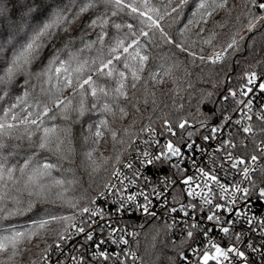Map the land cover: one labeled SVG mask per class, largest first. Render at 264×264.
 <instances>
[{
    "label": "snow or ice",
    "instance_id": "snow-or-ice-1",
    "mask_svg": "<svg viewBox=\"0 0 264 264\" xmlns=\"http://www.w3.org/2000/svg\"><path fill=\"white\" fill-rule=\"evenodd\" d=\"M174 2L168 0L161 6L157 0H0V254L8 253L0 264H15V258L28 250L21 245L33 239L44 247L32 264H51L57 253L55 264H64L63 246L81 235L83 242L78 247L71 244L80 255L71 256L68 264H136L140 257L132 244L138 243L139 233L109 224V236L96 240L99 219L134 216L137 211L155 219L156 202L166 204L177 185L181 187L178 197L191 200L181 203L179 210L172 206L171 213L190 215L188 208L207 206L206 219L216 222L213 232L220 224L228 235L230 229L223 225L233 226L226 245L217 242L209 229H202L198 235L208 237L207 246L202 250L187 246L197 257L195 264H235L236 257L244 264H256L254 258H248L251 253L246 256L237 246L243 232L234 229L242 220L254 225L264 241V213H254L250 207L253 196L257 202L264 200V175L256 176L257 169L264 174V167L257 164L264 161V127L257 130L249 123L255 119L264 124V104L253 111L255 100L260 99L257 90L264 96V74L244 72L237 85L229 81L223 91L216 89V100H212L214 92H198L195 82L204 77L206 66L226 63L245 38H237L235 32L227 41L213 44L214 32L201 35L210 17L220 10L231 12L228 0H178L173 6ZM190 3L187 23L176 35L166 31L173 14ZM244 11L250 33L264 27V0H244ZM194 28L199 29L196 40L188 35ZM204 45L212 46L210 55L205 54ZM153 49L161 51L159 59L150 64ZM181 67L182 79H174L173 69ZM260 67L264 70V61ZM166 77L176 85L168 93L171 104L161 106L153 99V113L159 115L150 116L139 132L131 131L132 124L114 127L117 119L129 115V104L139 111L133 91L138 84L142 82L147 90L150 84L167 82ZM208 102L217 107L209 109ZM194 105L195 113L191 111ZM201 105L211 113V124ZM232 113L239 118L234 119ZM155 119L163 120L159 131L153 127ZM221 120L223 128L236 129L228 139H219L214 149L217 156L225 153L220 158L223 162L217 166L216 159H211L210 166L197 164L195 156L188 157L186 152L194 153L198 147L191 137L202 128L208 133L201 134L203 141L217 139L223 130ZM141 133H147L142 140ZM166 134L163 141L157 138ZM106 135L111 138L113 154L96 156ZM238 135L251 143L254 154L250 157L234 155L247 149V144L234 142ZM130 148L135 155L124 160ZM79 169L92 180L91 191H80ZM153 169L175 171L171 179L166 175L161 186L155 187ZM220 172L231 176V181H222ZM197 198L202 204L196 203ZM221 210L228 213L223 224ZM52 223L62 227L55 230L49 244ZM174 226L175 221L167 227ZM198 227V223L191 225L192 229ZM117 232L121 234L114 235ZM125 236L132 237L131 242ZM186 237L196 239L192 230ZM109 244L119 251L105 247ZM88 246L93 249L90 255ZM249 247L264 261V242ZM175 255L178 259L173 264H193L183 248Z\"/></svg>",
    "mask_w": 264,
    "mask_h": 264
},
{
    "label": "trees",
    "instance_id": "trees-1",
    "mask_svg": "<svg viewBox=\"0 0 264 264\" xmlns=\"http://www.w3.org/2000/svg\"><path fill=\"white\" fill-rule=\"evenodd\" d=\"M159 4L164 5L168 3V0H157ZM178 2V0H175ZM175 2L173 6H175ZM191 3L185 6L184 10L179 14H173L174 19L169 20L168 24L165 25L166 31H169L171 34L176 35L178 30L187 23L189 18V8ZM227 8L231 9V12L226 10H220L218 13L214 14L213 17L208 19V24L205 27V31L201 34L202 37H208L210 33L214 32L216 38L213 40V44H218L222 41H227L232 33L238 32L239 37H244L245 40L241 45L239 51L234 55H231L226 63H217L216 65H207L205 68V74L203 78H200L195 82L197 91L204 92H214L215 94L212 97V100H216L219 97V92L223 91L225 85L231 82L232 85H237L240 83V77L244 72L254 71L261 69L260 61H264V27L257 28L253 32L247 30L246 24V14L244 11V0H228ZM199 31L198 28H194L188 35L190 39L196 40V33ZM249 45H253L249 47ZM166 47V46H164ZM204 52L206 55H210L213 51L211 45H204ZM218 50V48L216 49ZM161 49H153L152 57H150L149 63L153 62V59H159L158 52ZM181 60L184 59L183 56L180 57ZM144 75H147V69H145ZM183 69L174 68L173 69V78L182 79ZM167 82L153 85L150 84L147 90L143 87V83L138 84L135 91V96L138 99L137 107L139 111L137 112L131 104H129L127 111L129 115L123 120L117 119L115 121L114 127L123 128L127 127L129 124H132L131 131L139 132V129L148 123L150 116L159 115V113H153L152 100H157L161 106L164 103L171 104L172 98L168 95L169 90L176 87L171 82V79L165 78ZM132 91L129 92V97L131 98ZM145 99L148 103L145 104ZM207 107L209 109L217 107V105L208 102ZM167 111V109H165ZM195 113V105L191 109ZM201 112L209 116V121H211V113L207 112L203 105H201ZM219 115V111H217ZM135 123H132V122ZM163 124L162 119H155L153 127L160 129V126ZM198 125V124H197ZM178 134H179V130ZM135 139V138H134ZM107 141V143H105ZM117 148H120V145H117ZM131 150L125 153L127 154ZM23 150L21 155H23ZM110 156L113 154L112 141L110 136L106 135L105 138L101 141L99 148L97 150L96 156ZM124 154V156H125ZM123 156V157H124ZM122 157V158H123ZM82 180V187L80 191L88 190L91 191L89 185L92 184V180L89 179L87 173L82 169L78 170L77 173ZM101 176L103 173L100 174ZM97 183L101 182L99 177H94ZM95 185H93L94 187ZM80 191L76 194L79 195ZM83 202V201H82ZM62 227V225L57 223H52L49 225V238L48 243H53L55 237V230ZM39 243V247L36 245ZM179 246V247H177ZM188 243L186 239L175 240L171 233L169 227L162 222L156 220H148L145 222L142 227L138 243L133 244V250H135L140 257L136 261V264H173V261H177L175 253L183 248L187 249ZM44 247V244L36 239H33L30 243L21 245V248L28 249L23 251L21 255H18L15 258V264H32V261L37 259V253ZM8 253L0 254V260H7Z\"/></svg>",
    "mask_w": 264,
    "mask_h": 264
},
{
    "label": "built area",
    "instance_id": "built-area-1",
    "mask_svg": "<svg viewBox=\"0 0 264 264\" xmlns=\"http://www.w3.org/2000/svg\"><path fill=\"white\" fill-rule=\"evenodd\" d=\"M254 71L262 72V74H264V70H262V69H258V70H254ZM256 95L258 97H260V99L255 100V103L253 106L254 112L259 110L261 104H264V96H261V94L258 90H257ZM237 99H240L239 95L237 96ZM229 111H231V110H229ZM232 115H233L234 119L239 118L238 116H236L235 113H232ZM211 123H212V121H209V124H211ZM249 123H252L257 130L261 127H264V124H262L260 121L255 120V119L253 121H250ZM223 124H224V121L221 120L220 125H221V128L223 129L222 132L217 133V139H213L210 142H205L200 138L201 134L207 135L208 133L205 129H202V128L199 129V131L196 132V134L193 137H191V140L195 141V143L198 145V147L195 149L194 153L190 150H186L187 156L191 157L194 155L197 164H201L203 162V163H208L210 166L211 159H216L217 166L219 164H221L223 161L220 158L224 157L225 153L223 151H221L219 153V155L217 156L214 153V149L218 146L219 139H221V138L222 139H228L231 134H234L236 132V129L232 128V127L223 128ZM196 127L199 128V125H196ZM156 129L159 131L158 128H156ZM189 130H192V129L190 128ZM244 135H250V134H244ZM244 135H238L234 142L240 143L241 145L247 144V149H246V151H239L238 150V151L234 152V155H247L250 157V155L254 154L253 149H252L251 143L247 142L244 139ZM146 136H147V133H141L140 139L142 140ZM157 138L161 139L163 141V139H167L168 137L166 134L164 137L158 136ZM137 143H139L140 147H144V145L142 143H140L139 141H137ZM201 148L205 149V151L201 152ZM134 155H135V151L133 149H131L127 154H125L123 159L129 160ZM191 164H192L191 159H188V166H189L190 170H191ZM257 164L260 165L261 167H264V161L258 160ZM153 171L156 172L155 169H153ZM173 171H175V169L167 170L166 173L163 171L156 172V175L154 177H151L152 186L160 187L161 186L160 182L165 179L166 175L169 179L172 178V172ZM219 175L221 176L222 181L227 180L230 182L232 179L231 176L225 177L224 172H220ZM261 175H264V174H262L259 171V169H257L256 176L260 177ZM175 178L177 180H179V178H180L179 174H177V176ZM240 179H241L240 176H236V180H240ZM257 182L259 183V181H257ZM242 186H247V185H242ZM180 192H181V187L179 185H177L175 187V189L171 190L170 194L167 196V203L166 204L161 203V202H156L155 207H154V211L156 212L157 215H156L155 219H153L151 217L145 218V216L139 211H137L134 216L130 215V214L123 215V216L113 215L111 218H109L108 216H105L102 219H99V223L101 225V228H103V232H101V228H96L95 239L99 240L102 237H108L109 236V232H110V228L108 226L109 224L111 225V227H115L117 229L126 228L128 232L135 231L137 233H140L145 222H147L148 220H156V221L164 223L167 226L173 225V223L175 221V226L169 227L172 237L175 240L186 239L188 245L191 244L192 248L202 250L203 247L207 246L208 237L198 235V233L204 228L209 229L210 235H212V237L217 242H220L223 245H226L229 242V239L231 237V230H233V226L231 224H224L223 225V226L229 227L230 233L228 235L224 234L220 230V226H221L220 224L216 225L215 231L213 232L212 226L216 222L215 221L210 222L206 219V214H208L207 206H204L202 210L199 207L195 210H193L192 208H188L187 211L190 213V215H185V213L182 211H179V214L170 212V208L172 206H175L179 210L181 203L187 204L190 202L191 198L185 199L184 196L178 197L177 194ZM185 196H186V193H185ZM174 197H177V199H174ZM196 203L202 204V201H200L199 198H197ZM250 207L252 208V212H254V213L255 212L264 213V200L257 202L255 196H253L252 197V204L250 205ZM245 211H247V210H245ZM249 215H251V213H249ZM227 218H228V213L225 210H221V224H223V222ZM194 223H198L199 227L196 229H192L191 225ZM249 229H252V231H249ZM88 230H91V229H88ZM188 230L194 231V235H196L195 240L188 239L186 237V232ZM234 231L243 232V238L241 239L240 242H238L237 246L241 250L245 251V255L248 256V254L251 253V256L248 257L249 259L254 258L256 261V264H264V261H262L261 257L257 254V252H253L252 249L249 247L250 244L255 243V244H257V246H259V244L261 242H264V241H261L259 239V237L261 236V232L258 229H256L254 227V225H249L247 223H244L242 220L237 221ZM120 234L121 233L117 232L114 235H120ZM222 237H223V241H221ZM125 239H129L131 242L132 237L125 236ZM81 242H83V236L82 235L77 237L73 241H71L70 244H66L63 246V251L66 255V259L62 258L64 260V264H68V261L70 260L71 256H73V255L79 256L80 255V253L78 251H75L71 248V244H76L78 247L79 243H81ZM105 247L109 248V250H111L112 248H115L116 251H119V248L115 245L109 244V245H105ZM132 248H133V244H132ZM92 251H93V249L91 248V246H88L86 248L87 254L90 255ZM186 251L188 252V255L191 258L193 264H195V260L197 259V257L192 254L191 249H189L188 247H187ZM58 255H60V254L57 253L56 256L51 257V264H55V261H56ZM94 264H100V262L96 261V262H94ZM109 264H111V262H109ZM210 264H215V262H210ZM235 264H244V261L242 258L236 257L235 258Z\"/></svg>",
    "mask_w": 264,
    "mask_h": 264
}]
</instances>
